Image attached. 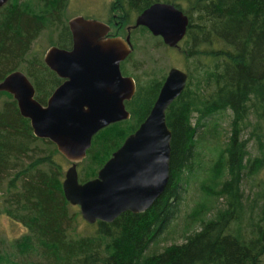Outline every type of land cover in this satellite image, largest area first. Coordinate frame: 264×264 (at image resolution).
Returning <instances> with one entry per match:
<instances>
[{"label": "trees", "instance_id": "obj_1", "mask_svg": "<svg viewBox=\"0 0 264 264\" xmlns=\"http://www.w3.org/2000/svg\"><path fill=\"white\" fill-rule=\"evenodd\" d=\"M156 1L112 0L108 21L116 13L119 31L125 32L133 16ZM163 1L189 15L177 48L189 77L166 110L170 179L145 211L126 210L113 221L86 220L93 231L75 232L82 213L71 211L63 188L69 160L52 140L34 134L13 94L0 90V211L28 228L13 243L23 254L46 258L38 264H264V0ZM67 4L9 0L0 7V80L24 70L44 104L61 77L32 50L33 42L45 29L57 28L51 43L71 45ZM122 68L126 72L125 64ZM139 76L138 90L127 102L130 118L93 136L78 163L80 181L96 176L138 128L166 72ZM192 184L198 198L185 217L184 240L157 248L158 233L171 223ZM5 259L0 254V264Z\"/></svg>", "mask_w": 264, "mask_h": 264}, {"label": "water", "instance_id": "obj_2", "mask_svg": "<svg viewBox=\"0 0 264 264\" xmlns=\"http://www.w3.org/2000/svg\"><path fill=\"white\" fill-rule=\"evenodd\" d=\"M9 0H0V7ZM189 15L169 1H156L140 12L133 27L144 25L170 46L185 37ZM71 48L52 44L45 62L65 77L44 104L28 74L14 69L0 80V90L13 94L21 113L30 118L33 132L52 140L71 162L63 188L78 204L84 219L113 221L123 211H145L165 190L170 179L172 131L167 123L169 104L184 90L188 72L172 65L146 118L100 168L98 175L80 181L78 163L86 156L93 136L108 124L129 118L126 100L136 81L124 74L121 62L134 49L131 33L109 35V22L76 14L68 19ZM130 29V28H129Z\"/></svg>", "mask_w": 264, "mask_h": 264}, {"label": "rangeland", "instance_id": "obj_3", "mask_svg": "<svg viewBox=\"0 0 264 264\" xmlns=\"http://www.w3.org/2000/svg\"><path fill=\"white\" fill-rule=\"evenodd\" d=\"M111 2L112 0H68L65 20L68 21L71 16L81 14L108 21L111 19L110 17L112 14L110 10ZM135 17L136 15L133 16L130 23L134 22ZM58 34L59 29L57 28L45 29L33 42L32 50L37 51L43 58L46 50L52 44L51 41L56 40ZM132 40L135 48L130 58L126 61V72L128 74L134 76L140 75L139 78L144 79L142 78V73L144 71H146V73H155L156 76H159L165 72L167 74L172 65L182 66L181 64L185 63L179 49H173L175 47L172 48L168 46L161 41L160 36L154 35L149 29H134L132 31ZM28 56L32 57L31 54ZM24 64L26 67L29 66L27 61H25ZM228 120L229 115L226 116L224 125H227ZM37 143L38 145L44 144L41 141ZM252 150L255 152L254 148H252ZM70 164V161L65 164V171ZM261 174L264 175V173ZM183 194V200L179 205V209H175L171 223L157 235L158 242L155 246L159 249H164L165 246L173 242H182L184 240V220L187 216V212L194 205L195 199L198 198V196H196L195 185H190ZM73 210H77L78 212L81 211L78 204L72 205L71 211L73 212ZM79 216L82 218L78 220V223L74 221V223H76L74 231L78 233L93 231V227L86 222V219H84L81 214ZM27 231L28 228L24 224L13 220L7 213L0 211V254L7 258L3 264H38V262H40L39 259H43V261L46 259L32 252L23 254L18 247L14 245V239Z\"/></svg>", "mask_w": 264, "mask_h": 264}, {"label": "flooded vegetation", "instance_id": "obj_4", "mask_svg": "<svg viewBox=\"0 0 264 264\" xmlns=\"http://www.w3.org/2000/svg\"><path fill=\"white\" fill-rule=\"evenodd\" d=\"M138 15V14H137ZM137 15H136V17H137ZM136 17H135V20H134V22L133 23H128V24H126L125 26H124V29L126 30V32L124 33V32H120L119 30L121 29V26H120V24H119V19H117V14L116 13H113V20H111V21H107V22H109V24L111 25V29H110V32H109V35H117V34H121V35H124V36H126L128 33H129V31H130V33H131V39H132V31L135 29V28H141V27H143L144 25H139V26H137V27H133V25H134V23H135V21H136ZM116 18V19H115ZM106 21V20H105ZM130 28V29H129ZM148 28V27H147ZM149 29V28H148ZM119 31V32H118ZM157 36H160V35H157ZM132 42H133V40H132ZM180 43V42H179ZM56 45V44H55ZM72 45H73V40H72V43H71V45L70 46H68V48H71L72 47ZM168 45V44H167ZM59 46V45H58ZM133 46H134V44H133ZM170 46V45H169ZM61 47V46H60ZM171 47H175V48H180V47H178V46H171ZM135 48V47H134ZM133 51H134V49H133ZM132 51V52H133ZM132 52L124 59V60H122V62H121V69H122V71H123V73L124 74H128L127 72H124V70H123V68H122V66H123V64H125V66H126V61L128 60V58H130V56H131V54H132ZM182 67V66H181ZM183 68V67H182ZM170 69V68H169ZM185 69V68H184ZM186 70V69H185ZM55 71V70H54ZM169 71V70H168ZM187 71V70H186ZM56 72V71H55ZM188 72V71H187ZM57 73V72H56ZM168 73V72H167ZM58 74V73H57ZM59 75V74H58ZM130 75H132V74H130ZM60 77H61V81L53 88V90H52V92H51V94L53 93V91L56 89V87L57 86H59L62 82H64L65 81V77H63V76H61V75H59ZM134 76V75H133ZM166 76H167V74H166ZM166 76H165V78H166ZM188 77H189V74H188ZM134 78H135V81H136V91H135V93H134V95L136 94V92H137V90H138V79H137V77L136 76H134ZM165 80V79H164ZM187 81H188V79H187ZM164 82V81H163ZM163 84V83H162ZM162 87V86H161ZM161 89V88H160ZM160 91V90H159ZM50 94V95H51ZM49 95V96H50ZM134 95H133V97L132 98H130V99H128V100H126V106H127V108L130 110V112H131V109L128 107L129 106V103H127L128 101H131L133 98H134ZM156 100V99H155ZM155 102V101H154ZM154 102H153V104H154ZM153 104H152V106H153ZM152 106H151V108H152ZM151 110V109H150ZM130 118V117H129ZM146 118V117H145ZM144 118V119H145ZM126 119H128V118H126ZM122 120H124V119H122ZM120 121V120H119ZM116 122V121H115ZM113 123V122H112ZM111 124V123H110ZM109 125V124H108ZM106 162V161H105ZM103 166V165H102ZM101 166V167H102ZM99 170H100V168H99ZM99 170H98V172H99ZM97 175H98V173H97ZM96 175V176H97ZM95 177V176H94Z\"/></svg>", "mask_w": 264, "mask_h": 264}]
</instances>
